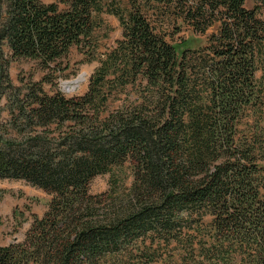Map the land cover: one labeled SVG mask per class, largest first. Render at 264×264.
<instances>
[{"label": "trees", "instance_id": "trees-1", "mask_svg": "<svg viewBox=\"0 0 264 264\" xmlns=\"http://www.w3.org/2000/svg\"><path fill=\"white\" fill-rule=\"evenodd\" d=\"M121 1L0 0V180L51 197L23 240L0 246V264H121L140 241L152 263L150 233L181 243L205 216L206 263L193 264H264V142L241 127L262 94L264 0ZM103 13L122 39L101 54ZM72 49L99 63L84 94L11 84V62L48 70ZM127 163L130 192L114 181L89 194Z\"/></svg>", "mask_w": 264, "mask_h": 264}, {"label": "rangeland", "instance_id": "rangeland-1", "mask_svg": "<svg viewBox=\"0 0 264 264\" xmlns=\"http://www.w3.org/2000/svg\"><path fill=\"white\" fill-rule=\"evenodd\" d=\"M41 1L49 4L55 0ZM126 3V0L121 1L122 6ZM256 5L254 0H246L245 7L247 9L253 10ZM258 18L264 21V6L258 10ZM101 19L107 27L106 30L100 32V34L103 32L102 35L106 32L107 35L101 41L99 48V53L103 54L114 47L116 41L122 39V30L117 18L113 15L103 13ZM217 26L210 29L208 34L211 35L215 32ZM167 35V39L172 41V35L170 33ZM188 35L189 30L184 27L174 40ZM98 65L99 63L96 61L87 62L82 54L78 53L76 49H72L65 58L52 64L48 70L42 69L37 62L29 59L15 60L8 67V76L11 84L15 87L23 86L29 82H41L44 91L48 94L61 93L66 97H72L80 96L86 92L88 78ZM257 66L256 78L258 87L262 89L261 98L258 105L246 114L241 127L243 132L251 130V136H254V139H260L264 142V44L257 59ZM81 74H84L83 80L74 86L73 81L78 79ZM66 85H69V88H66ZM4 104L5 101H2L1 105ZM118 106L115 105V107ZM6 114L8 113L3 112L0 119L6 118ZM256 128H258L257 131H255ZM114 181L118 182L117 186H120V190L130 192L134 181L130 164H124L119 168H114L109 174L94 178L89 185V194L103 195L108 193ZM50 199L51 197L45 192L22 180H0V246L23 240L25 233L30 228L32 215L43 216L47 211ZM198 224L193 221L191 225L186 227L196 228ZM211 225L212 217L205 216L200 223L199 234L196 230L184 227L182 229L183 238L180 239L181 243H178L174 238H165L160 234L150 233L145 240L147 241L145 245L151 251H156L157 255H155L154 261L152 263L146 262V258L143 256L144 245L140 241L137 246L130 248V258H124L121 264H193V261L206 263V259L202 257L201 253L208 249L206 247L210 242L207 235L211 231ZM192 236L194 238H190ZM203 246L205 248L200 251Z\"/></svg>", "mask_w": 264, "mask_h": 264}, {"label": "water", "instance_id": "water-1", "mask_svg": "<svg viewBox=\"0 0 264 264\" xmlns=\"http://www.w3.org/2000/svg\"><path fill=\"white\" fill-rule=\"evenodd\" d=\"M83 76L84 74H81V76L78 79L73 81V85L76 86L79 82H81L83 80ZM64 84H67V83H64Z\"/></svg>", "mask_w": 264, "mask_h": 264}, {"label": "bare ground", "instance_id": "bare-ground-1", "mask_svg": "<svg viewBox=\"0 0 264 264\" xmlns=\"http://www.w3.org/2000/svg\"><path fill=\"white\" fill-rule=\"evenodd\" d=\"M83 77H84V76H83ZM65 87H66V88H69V85H66ZM70 88H71V87H70Z\"/></svg>", "mask_w": 264, "mask_h": 264}]
</instances>
